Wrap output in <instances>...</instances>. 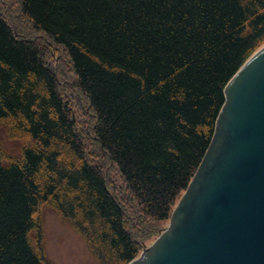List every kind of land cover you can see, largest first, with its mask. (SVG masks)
Listing matches in <instances>:
<instances>
[{
    "label": "trees",
    "instance_id": "1",
    "mask_svg": "<svg viewBox=\"0 0 264 264\" xmlns=\"http://www.w3.org/2000/svg\"><path fill=\"white\" fill-rule=\"evenodd\" d=\"M263 43L264 0H0V127L16 140L0 137V264H55L44 205L96 264L135 257L201 160L226 82Z\"/></svg>",
    "mask_w": 264,
    "mask_h": 264
},
{
    "label": "water",
    "instance_id": "2",
    "mask_svg": "<svg viewBox=\"0 0 264 264\" xmlns=\"http://www.w3.org/2000/svg\"><path fill=\"white\" fill-rule=\"evenodd\" d=\"M125 264H264V43L226 82L167 225Z\"/></svg>",
    "mask_w": 264,
    "mask_h": 264
},
{
    "label": "rangeland",
    "instance_id": "3",
    "mask_svg": "<svg viewBox=\"0 0 264 264\" xmlns=\"http://www.w3.org/2000/svg\"><path fill=\"white\" fill-rule=\"evenodd\" d=\"M12 2L13 0H11V4ZM6 10L8 11V9ZM11 21H13L12 18ZM18 21L19 25L21 26L19 27V31H26V29H28L30 30V32H33V29H31L29 22L27 23V21L23 18L19 19ZM24 26H26V28ZM59 67L61 69V90L68 99L70 106L72 107V110L76 116V119L80 124L84 125V122L88 119L87 117H89V110L86 105V100L81 94L80 90L71 85V80L74 79V76L70 71L68 63L61 60L59 62ZM0 137L7 148L11 149L12 151L13 149H15L16 140L9 139L1 127ZM111 175L113 179H115L116 177L115 180L117 181V184L120 185L121 180H119L117 172L115 170H112ZM121 190L122 191L120 192H123L124 196L127 197V206L133 211H137V207H135L134 201L129 199L122 187ZM40 213L43 219L45 250L49 259L53 263L96 264L95 257L89 251L83 236L72 226V224L68 220H65L62 216H60V214L50 205H44L41 208ZM167 223L168 219H164L159 223V225L163 229L167 225ZM158 234L159 233L153 235L152 233L148 234L142 242V247L151 243Z\"/></svg>",
    "mask_w": 264,
    "mask_h": 264
}]
</instances>
